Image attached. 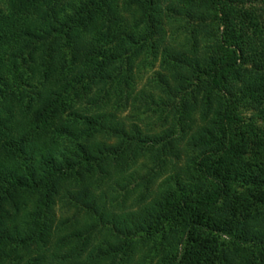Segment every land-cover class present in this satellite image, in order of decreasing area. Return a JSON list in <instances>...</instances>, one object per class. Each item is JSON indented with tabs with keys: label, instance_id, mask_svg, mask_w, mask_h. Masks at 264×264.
Wrapping results in <instances>:
<instances>
[{
	"label": "trees",
	"instance_id": "trees-1",
	"mask_svg": "<svg viewBox=\"0 0 264 264\" xmlns=\"http://www.w3.org/2000/svg\"><path fill=\"white\" fill-rule=\"evenodd\" d=\"M257 4L0 0V264H264Z\"/></svg>",
	"mask_w": 264,
	"mask_h": 264
},
{
	"label": "rangeland",
	"instance_id": "rangeland-1",
	"mask_svg": "<svg viewBox=\"0 0 264 264\" xmlns=\"http://www.w3.org/2000/svg\"><path fill=\"white\" fill-rule=\"evenodd\" d=\"M254 10L257 14L263 16V24H264V7L261 4H257L254 6ZM160 71L159 61H151L146 66L140 68V71H135L136 73V95L141 97L145 95V93H152L154 92V87L156 86V82L158 80L157 73ZM144 97V96H143ZM134 104V105H133ZM143 101L139 100L133 103L130 101L129 105L127 106L125 112L120 115L121 119L128 121V122H135L141 128L144 126L151 124L150 121L153 117L152 113L144 114L145 109L143 108ZM133 106H135L133 108ZM250 115L247 116L249 118ZM171 172L168 171L167 176H169ZM161 181L163 180L160 179ZM135 185V184H134ZM119 197L121 198L125 193L118 187H116ZM131 201V200H130ZM129 201V203H130ZM62 212H65L64 210ZM72 213L66 214L59 212V216L67 217L71 216Z\"/></svg>",
	"mask_w": 264,
	"mask_h": 264
}]
</instances>
